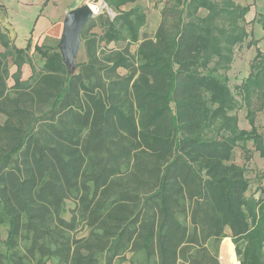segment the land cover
Listing matches in <instances>:
<instances>
[{
  "label": "trees",
  "instance_id": "16d2710c",
  "mask_svg": "<svg viewBox=\"0 0 264 264\" xmlns=\"http://www.w3.org/2000/svg\"><path fill=\"white\" fill-rule=\"evenodd\" d=\"M135 1L103 0L114 15L87 21L74 73L0 24V264H218L225 237L264 264V188L247 196L232 161L248 140L264 157V51L228 83L249 6L166 0L144 36Z\"/></svg>",
  "mask_w": 264,
  "mask_h": 264
},
{
  "label": "rangeland",
  "instance_id": "374dc122",
  "mask_svg": "<svg viewBox=\"0 0 264 264\" xmlns=\"http://www.w3.org/2000/svg\"><path fill=\"white\" fill-rule=\"evenodd\" d=\"M48 0H40V6L37 7L36 11L38 10V13L46 14V17L49 19L58 18L60 12L62 13L64 7L66 6V3L68 1H58L57 5L50 0L49 3H47ZM76 1V6H80L83 3H89L96 6L98 9V14H103V12L106 13L109 17H113L114 12L106 7L103 0H73ZM234 2L240 4V5H248L249 6V12L245 16V27L247 29L248 36L245 38V40L236 46L234 49V55H233V61L231 63L230 70L228 71V83L232 89V91L235 92L234 87L240 83V81L248 74L249 72V64L254 57L256 50L260 49L264 51V31L260 24V16L264 14V0H233ZM166 2V0H136L133 4H128L123 6L122 8L125 10L130 9L134 5H138L141 8H143L145 14H146V24L142 28L141 32L145 36H152L155 28L159 21V11L162 8L163 4ZM42 6V9L39 8ZM8 15L11 17L10 19H19L21 22L20 28L15 33V44L18 47H21L25 44L23 42V39L25 37L26 27H29L31 21L33 18H31L30 22H26V17L18 16V13L23 15L22 11H15L14 9L7 8ZM202 14L205 13V11H201ZM63 17H61V23L63 21ZM60 19V16H59ZM95 32L101 33V30L99 28L94 29ZM28 34V32H27ZM59 37L55 38H45L44 43L45 45H54L57 46ZM32 44V43H31ZM37 44V43H36ZM33 46V44H32ZM82 46V45H81ZM110 47L116 46V44H110ZM135 46H131V50H134ZM33 47H31V50ZM30 50V51H31ZM34 62H37V59H39V56L37 54H33ZM85 59L84 52L82 47H80V51L78 53L77 58L75 59V62L83 61ZM38 63H41V60H38ZM11 71H14V67L10 66ZM24 72H22V77L28 75V68H23ZM76 70V69H75ZM12 81L9 80V84ZM237 96V95H236ZM239 99V97H237ZM237 117H238V124L239 127L245 130H249V124L247 123V120L245 119V108L241 106V108L237 111ZM255 124L257 127V131L264 137V109L256 113L255 118ZM245 150L240 147V144H238L233 149V155H232V161L239 165H244L246 168V176L249 181V188L246 192V195H253L257 197L259 195V191L261 188H264V157H261L259 153L254 149V145L251 140H248L244 143ZM72 204L70 202L67 203V207H71ZM68 216L67 214L65 215ZM6 226L2 229V238H6ZM226 234H230V231L227 229ZM81 235H85V230H79L76 233L77 237H80ZM218 264H239L238 260L235 256L234 252V246L230 240L229 237H225L220 246H219V255H218Z\"/></svg>",
  "mask_w": 264,
  "mask_h": 264
},
{
  "label": "crops",
  "instance_id": "0c3cea01",
  "mask_svg": "<svg viewBox=\"0 0 264 264\" xmlns=\"http://www.w3.org/2000/svg\"><path fill=\"white\" fill-rule=\"evenodd\" d=\"M58 1L68 2L66 3L62 13L60 12L59 14L60 19L58 16V18H54L52 20L47 18L46 14H41L40 12L38 13V10L36 11L37 7L40 6V0H0V24L7 29L15 44V33L20 28L22 21L19 19H10L11 17L8 15L7 8L14 9L18 12L22 11L23 15L19 12L18 16L26 17L28 15L26 22L29 23L31 18H33L29 27H26V32H24L26 35L23 42L27 44L28 40H30L33 45L36 43H44L45 38H55L59 36L62 27V23L60 21L61 17H63L69 9L76 6V1L73 0H52V2L56 5ZM49 2L50 0L47 1V3ZM39 9L41 10L42 6ZM25 46L26 45H24V47ZM24 47L21 46L20 48Z\"/></svg>",
  "mask_w": 264,
  "mask_h": 264
},
{
  "label": "water",
  "instance_id": "95a60500",
  "mask_svg": "<svg viewBox=\"0 0 264 264\" xmlns=\"http://www.w3.org/2000/svg\"><path fill=\"white\" fill-rule=\"evenodd\" d=\"M98 9H92L89 3L69 9L63 18L57 49L62 57L68 73H74L75 59L81 47V31L87 21L95 17ZM239 263V262H238Z\"/></svg>",
  "mask_w": 264,
  "mask_h": 264
},
{
  "label": "bare ground",
  "instance_id": "6f19581e",
  "mask_svg": "<svg viewBox=\"0 0 264 264\" xmlns=\"http://www.w3.org/2000/svg\"><path fill=\"white\" fill-rule=\"evenodd\" d=\"M90 6L92 7V9H93L94 11L97 9L96 6L93 5V4H90Z\"/></svg>",
  "mask_w": 264,
  "mask_h": 264
}]
</instances>
